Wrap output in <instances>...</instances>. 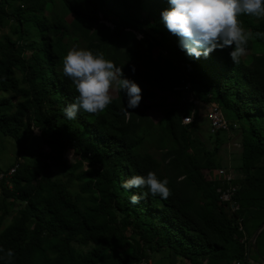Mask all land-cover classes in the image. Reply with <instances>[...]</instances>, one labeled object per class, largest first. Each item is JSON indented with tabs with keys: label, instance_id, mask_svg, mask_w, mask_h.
<instances>
[{
	"label": "trees",
	"instance_id": "obj_1",
	"mask_svg": "<svg viewBox=\"0 0 264 264\" xmlns=\"http://www.w3.org/2000/svg\"><path fill=\"white\" fill-rule=\"evenodd\" d=\"M169 7L168 0H0V31L8 30L0 36V140L18 146L0 180V248L15 256L0 264H141L165 250L189 264L252 261L254 245L241 243L237 219L250 241L264 224V37L249 42L248 63H233L231 48L196 59L162 23ZM238 19L264 33V19ZM67 38L121 67L142 88L139 107L125 114L126 95L116 91L102 113L81 110L68 120L64 108L78 93L63 74ZM168 62L176 70L169 73ZM183 84L200 102L217 103L238 131L240 163L230 170L238 214L218 193V170L230 166L221 155L229 135L201 123L193 102H168ZM152 110L161 112L156 121L147 116ZM193 111L194 122L184 125ZM146 141L160 159L142 151ZM69 150L80 156L76 164L65 158ZM56 168L65 181L54 176ZM149 171L169 180L172 195L131 204L133 193L148 189L120 185ZM77 182L91 186L74 192L69 184ZM255 246L256 263L264 264V229Z\"/></svg>",
	"mask_w": 264,
	"mask_h": 264
},
{
	"label": "clouds",
	"instance_id": "obj_2",
	"mask_svg": "<svg viewBox=\"0 0 264 264\" xmlns=\"http://www.w3.org/2000/svg\"><path fill=\"white\" fill-rule=\"evenodd\" d=\"M168 3L170 7L161 12V21L178 37L180 49L196 59L207 58L217 49L231 48V61L239 63L249 42L264 37V33L245 28L238 19L242 14L264 19V0H168ZM63 74L72 81L78 93L64 108L68 120H75L81 110L89 114L102 113L113 102V90L125 93V114L142 102V88L135 81L124 78L122 68L106 59L102 52L73 47L63 57ZM168 184L167 178L161 180L155 172L149 171L146 176H131L120 187L148 189L147 193L130 196V203L136 205L148 194L167 200L172 195ZM0 253H3L0 259L9 262L15 256L12 249L0 248Z\"/></svg>",
	"mask_w": 264,
	"mask_h": 264
},
{
	"label": "rangeland",
	"instance_id": "obj_3",
	"mask_svg": "<svg viewBox=\"0 0 264 264\" xmlns=\"http://www.w3.org/2000/svg\"><path fill=\"white\" fill-rule=\"evenodd\" d=\"M52 6L48 5L47 9H46V13H49L51 10ZM103 15H101V23L105 24L107 26L113 27V23L109 20H106L105 18L102 17ZM68 22L70 23L71 18H67ZM111 29V28H110ZM8 32V30H1L0 31V36L4 33ZM127 32L129 33L130 31L127 30ZM71 34H72V39L74 37H77V34L75 33V30L72 28L71 29ZM137 37L141 36L140 34L136 33ZM71 38H67L66 39V43H68V51L70 49H72L73 47H78V48H84L85 49V45L81 42V41H73ZM126 39V38H125ZM142 39V38H140ZM123 45H127V41L124 40ZM254 53L253 50H247L246 54L244 56H242L241 58L245 61V62H249L252 54ZM158 55V51L155 50L154 51V56L157 57ZM166 65V70L169 71V73L173 70H176V66L172 65L170 62L165 63ZM112 97L116 96V90L112 91ZM178 101H184V102H190L193 101V103L196 105L197 110L200 114V119L199 121L201 123H204V125L209 126V111H210V107H211V103H204V102H200L199 100H197L194 96V94L192 93L191 89H190V85L189 84H183L182 86H180L177 90H176V94L169 96L168 98V102L172 103V102H178ZM161 112L159 110H152L149 111L147 113V116L151 119V120H157L160 116ZM238 131L234 132H223L222 136L226 137L229 135V138L227 140L228 144L227 146H224V149L222 150V156L224 158V163L228 164V162H230V166L227 168L229 170H231L233 163L235 164V160L237 161V164L240 163V154H237L239 152V145L238 144V139L236 138ZM35 136H39L40 133L38 130H35L34 132ZM203 137L204 138H208L209 137V133L204 132L203 133ZM45 150L47 151V149L45 148ZM143 152H148L153 154L156 158L160 159L161 158V153L158 152L155 148H154V144H152L150 141H146L144 144V148L142 150ZM17 154H18V146L16 145V143L10 139V138H6L0 140V176L2 175V173L4 171H7V169L16 162L17 159ZM65 158L68 160L69 164H76L77 161L80 160V156L77 155L73 150H69L67 151ZM225 159L227 161H225ZM218 160H220L218 158ZM22 162V160H20ZM88 169V164L85 163L84 164V170ZM12 172L13 173V169H10L9 173ZM8 173V174H9ZM53 174L55 177L60 178L62 180H66L65 178V171L61 170V169H54L53 170ZM206 175V174H205ZM213 175V174H212ZM67 183V182H66ZM84 186L85 188H90V183L89 182H85V183H76V184H69V187L71 188L72 191L74 192H78L79 191V186ZM11 218H8L6 220V223L10 222ZM256 234V233H255ZM253 239V238H252ZM261 247V245H260ZM256 250V249H255ZM253 251L252 255H251V259H252V264L256 263V258L254 253L256 251ZM149 264H189V262L181 257H177L175 255H169L168 250L163 251L162 253H155L152 254L150 256V260H148ZM257 264V263H256Z\"/></svg>",
	"mask_w": 264,
	"mask_h": 264
},
{
	"label": "built area",
	"instance_id": "obj_4",
	"mask_svg": "<svg viewBox=\"0 0 264 264\" xmlns=\"http://www.w3.org/2000/svg\"><path fill=\"white\" fill-rule=\"evenodd\" d=\"M109 27V26H108ZM115 26L110 28L113 30ZM193 102V101H190ZM196 104V103H195ZM195 111H193L192 115L189 117L183 118V124L188 125L194 122ZM234 127H237L233 125ZM209 127L212 133L217 132H231L232 131V124L226 119L222 109L217 103H211L210 111H209ZM15 168L13 169V172ZM10 172L8 175H11ZM222 183L223 186L218 189V193L220 194V199L223 203L227 204L230 208V211L233 213L238 214L240 211V204L235 200L237 191L239 187L235 185V180L232 172L227 168H222L218 170L217 175ZM3 178V174L0 176V180ZM237 224L239 227V231L242 233L243 237L241 238V243L245 245L246 248H250L252 244V240L250 241L247 237L246 230L243 225V218L239 217L237 219ZM249 256V254H247ZM247 264H252L253 262L248 259ZM244 261H235L233 264H246ZM141 264H149L148 261H143Z\"/></svg>",
	"mask_w": 264,
	"mask_h": 264
},
{
	"label": "water",
	"instance_id": "obj_5",
	"mask_svg": "<svg viewBox=\"0 0 264 264\" xmlns=\"http://www.w3.org/2000/svg\"><path fill=\"white\" fill-rule=\"evenodd\" d=\"M263 229H264V224L261 225V227L257 230L256 234L254 235V237L252 239V243H253L255 249H256V246H255L256 239Z\"/></svg>",
	"mask_w": 264,
	"mask_h": 264
},
{
	"label": "crops",
	"instance_id": "obj_6",
	"mask_svg": "<svg viewBox=\"0 0 264 264\" xmlns=\"http://www.w3.org/2000/svg\"><path fill=\"white\" fill-rule=\"evenodd\" d=\"M238 145V144H237ZM230 165V164H229ZM254 264H256V263H254Z\"/></svg>",
	"mask_w": 264,
	"mask_h": 264
}]
</instances>
